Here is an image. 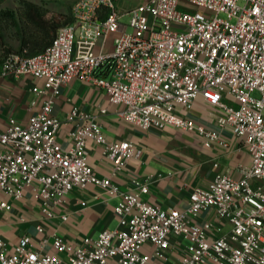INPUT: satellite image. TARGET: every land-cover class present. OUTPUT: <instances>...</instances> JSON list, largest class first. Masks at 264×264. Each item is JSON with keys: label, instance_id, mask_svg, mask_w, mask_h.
Here are the masks:
<instances>
[{"label": "built area", "instance_id": "1", "mask_svg": "<svg viewBox=\"0 0 264 264\" xmlns=\"http://www.w3.org/2000/svg\"><path fill=\"white\" fill-rule=\"evenodd\" d=\"M121 2L76 0L71 21L44 51L4 58L3 77L31 75L45 86L33 88L44 98L41 110L0 131V210H11L7 199L21 200L29 190L52 217L74 189L97 186L107 198L121 197L119 226L80 244L53 235L38 249L28 235L11 249L0 234V264H149L165 259L173 235L190 242L179 264H264V0H139L129 9ZM74 79H92L122 107L119 116L141 130L171 125L211 143L219 135L184 116L201 98L220 110L251 164L240 178L220 174L196 188L185 209L145 201L149 185L138 179L122 191L113 178L139 157L132 142H108L98 116L79 108L68 118L75 125L71 146L58 141L62 120L53 106ZM89 140L103 146L110 176L99 177L89 165ZM210 209L230 224L216 238L220 224L195 222ZM147 244L152 254L143 253Z\"/></svg>", "mask_w": 264, "mask_h": 264}, {"label": "crops", "instance_id": "2", "mask_svg": "<svg viewBox=\"0 0 264 264\" xmlns=\"http://www.w3.org/2000/svg\"><path fill=\"white\" fill-rule=\"evenodd\" d=\"M12 1L0 0V10ZM112 49L110 39L107 50ZM96 50L99 51V46ZM35 86L44 87L45 81L31 75L3 77L0 65V131L6 130L12 122L27 123L41 110L44 98L33 92ZM74 108L97 115L108 142L130 141L137 147L139 157L113 181L122 191H130L134 179L148 183L149 192L142 195L143 199L163 210L187 208L196 188L209 185L220 174L240 178L243 169L251 164L249 155L236 141L232 130L221 120L220 110L208 106L201 98L195 100L184 116L207 131L216 132L219 137L211 143L196 131L171 125L141 130L119 116L122 107L112 104L107 92L92 79H74L61 88L53 106V115L62 120L58 141L64 147L72 144L69 133L75 125L68 118ZM102 109L107 112L102 113ZM87 151L89 165L97 175L101 178L110 176L112 164L103 155V146L89 140ZM121 200V197L107 198L104 190L97 186L76 188L55 209L54 216L49 217L43 211V202L27 190L21 200L7 199L12 205L11 210H0V234L11 249L26 235L31 237L34 249L40 247L44 238L53 235L74 244L82 243L85 238L95 240L103 231L118 228L115 208ZM64 214L69 215L67 220H63ZM205 221L221 225V230L212 236L214 238L230 230L227 221L220 223L217 220L214 209L203 211L195 218L199 224ZM39 225L44 228L43 233L38 232ZM189 245L188 239L173 235L165 259H152L149 264H179ZM51 250L50 243L45 251ZM152 252L151 245L144 246L143 253Z\"/></svg>", "mask_w": 264, "mask_h": 264}, {"label": "rangeland", "instance_id": "3", "mask_svg": "<svg viewBox=\"0 0 264 264\" xmlns=\"http://www.w3.org/2000/svg\"><path fill=\"white\" fill-rule=\"evenodd\" d=\"M75 1L13 0L5 6L0 13V65L9 53L20 50L23 40L34 44L43 40L49 30L69 23ZM138 2L122 0L121 8L129 9Z\"/></svg>", "mask_w": 264, "mask_h": 264}, {"label": "trees", "instance_id": "4", "mask_svg": "<svg viewBox=\"0 0 264 264\" xmlns=\"http://www.w3.org/2000/svg\"><path fill=\"white\" fill-rule=\"evenodd\" d=\"M1 12H2V10H0V13ZM59 27L60 26H58L57 29L53 28L52 30H49L48 35H46L43 40L37 41L34 44L31 42H27V40L26 41L23 40L21 43V46H20L21 47L20 50H18L16 52L27 51V53L30 55H35V54L41 53L52 43V41L54 40V38L57 34ZM11 53H13V52H11Z\"/></svg>", "mask_w": 264, "mask_h": 264}]
</instances>
